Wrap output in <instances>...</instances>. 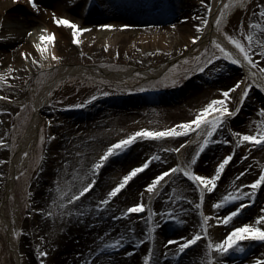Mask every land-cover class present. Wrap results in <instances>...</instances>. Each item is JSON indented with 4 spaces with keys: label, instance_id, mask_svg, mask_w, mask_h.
Listing matches in <instances>:
<instances>
[{
    "label": "rangeland",
    "instance_id": "374dc122",
    "mask_svg": "<svg viewBox=\"0 0 264 264\" xmlns=\"http://www.w3.org/2000/svg\"><path fill=\"white\" fill-rule=\"evenodd\" d=\"M75 2L78 3V9L82 10L84 18L94 15L104 20L98 24L104 22L123 26L126 25L124 21L135 20L134 12L123 5L122 0H89L88 3L86 0H75ZM171 2L164 4L169 12L162 14V21L158 19L147 24L133 25L137 27L135 29L126 27L120 35L124 36L128 31H138L148 27H167L178 20L185 22L184 18L191 17L197 12L195 7L201 4L200 0H172ZM261 2L263 0H247V8L232 9L226 16L227 22L222 26L223 30L245 40V35L251 30L250 22L257 20L263 24L259 11L255 9V6ZM241 24L245 29V35L240 34ZM39 26L41 22L36 18L31 26L17 31L16 42L11 50H6L11 59L16 56L15 52L25 41L30 42L32 36L29 33ZM116 33L119 34L118 31ZM102 43L103 39L97 40L95 36H92L88 45H83L80 52L73 50L72 58L65 59L66 55L62 58L83 66L98 65L100 68H109L113 72L130 71V69L139 71H134L121 81L91 75H68L55 86L47 103L41 109V126L37 141L31 152L27 156L23 155L19 163L22 169L14 180L13 193L7 200L0 199V208L3 210L0 212V264H17L16 254L9 243L7 221L11 224L13 241L18 245L20 264H40L41 259H44L46 264H53L56 256L75 255L89 241L94 242V247L81 264H136L134 260H137L139 251L146 250L153 255L152 264H205L206 237L179 255H175L177 246L167 244L169 239H175L173 237L182 232L186 234L181 237L190 238L194 232L200 231L199 224L202 222L199 209L196 208L199 192L182 174L165 178L167 180L163 182L162 189L152 197L150 207L155 215L151 220L147 210L140 214H130L128 217L120 215L141 200L148 204L150 194L146 191L145 185L154 178V175L178 164V153L169 152L166 149L179 147L180 144L196 136V132L159 141H137L125 153L111 158L95 177H93L92 165L111 144L134 131L141 128L163 130L182 121L193 119L201 107L211 99L222 95L220 89L233 85L238 73L237 67L242 66L232 64L221 57L219 60H213V63L209 64L203 72L197 71L198 65L203 66V62L213 53L220 55L218 50L209 43L211 45L208 44L203 48L196 47L184 53L180 50H176L175 53L168 52L164 56L171 60L172 64L160 77L149 80L142 70L149 68L158 60L155 52L147 54L140 48L123 51L109 45L99 54L94 53L95 46H100ZM205 48L208 49L207 52ZM253 58L264 65V59H261L258 48H254ZM0 67V73H9V69H13L10 65H2L1 60ZM59 71L58 66H47V63L45 66L38 64L23 67L22 70H13L7 75L8 84L5 86L16 89L14 94L6 93L0 88V96L9 97L3 102L5 104L0 105V109L4 110L0 111V139L5 141L4 145H0V161H3L0 163L1 186L35 115V98L42 88L58 75ZM247 78L248 74L246 81L250 82ZM173 80L179 82L173 85ZM22 95H27L24 104L19 108L12 106V103H16L18 97ZM93 96L96 97L95 100L91 99ZM235 97L236 101H233L231 106L233 108L240 95ZM76 105H83V107H76ZM260 107H264V89L253 87L249 99L245 101L238 116L233 118L231 126L241 132L253 133L256 128L254 122L264 119L259 116ZM41 135L45 138L43 143L40 140ZM49 137H55V139H49ZM200 139L182 149L183 164L191 159L198 148ZM224 139L235 141L236 138L227 129L219 130L214 136V140L218 143L210 145L194 166V170L198 173L212 175L219 161L225 155L235 151L233 161L226 166L216 190L205 193L203 210L206 215L213 217L208 231L214 241L222 239L233 226L254 222L258 215H264L260 211L264 191L257 193L254 203H249L245 198L243 201L236 202L235 205L228 204L219 210L212 207L222 195L234 191V185L239 186L241 183L248 185L258 178V173L262 170L261 165H264V148L251 144L237 148L234 142L224 144L222 142ZM154 155H159L161 159L153 161L149 169L138 174V178L130 181L129 186L113 198L107 206L97 208L100 201L107 198L108 192L120 182L123 175ZM41 156L43 160L39 159ZM245 169H248L245 175L239 181L236 180L239 173ZM93 178L96 184L89 193L78 201L67 202L73 193L78 192ZM57 185L61 191L68 193L66 197H60ZM241 191H250V188L242 187ZM177 196L182 198L177 199ZM53 200L56 201L55 205L52 203ZM241 202L246 204L247 208L234 220L235 222L227 226L216 223L217 216L223 217L228 210L234 209ZM49 212L53 215H47ZM161 214L168 218H163ZM79 217L89 220L88 228L84 232H89L87 236L64 239L60 226H65L72 219ZM171 217H179L185 221L184 225H179L181 230L174 226L176 221ZM191 217L195 220L193 226L188 222ZM128 221L142 222L144 225L143 243H140L139 251H134L135 249L125 245L123 229H117L118 234L113 239H107V241L100 239L106 236L105 231L101 230V228L106 230L103 223L122 225ZM154 224H159V227L153 234L155 239L152 240L148 238V229ZM187 228H189L187 232L182 231ZM17 233L20 235L17 236ZM106 233L109 234L107 231ZM121 237L123 239L120 247H103L104 243ZM243 243L244 253L229 251L223 257H220L218 253L215 255L223 261V264H252L257 257L264 259V242ZM40 251H47L49 255L40 257ZM145 255L143 253L140 264Z\"/></svg>",
    "mask_w": 264,
    "mask_h": 264
},
{
    "label": "snow or ice",
    "instance_id": "6c2138e0",
    "mask_svg": "<svg viewBox=\"0 0 264 264\" xmlns=\"http://www.w3.org/2000/svg\"><path fill=\"white\" fill-rule=\"evenodd\" d=\"M28 2L36 12L41 11L39 0H28ZM72 2L75 3V0H72ZM88 2L89 0H86V3ZM200 3L201 5H205V0H200ZM234 8H247V0H227L226 3H223L219 15L215 17V24L216 31L221 32L226 40L234 46L237 52L234 53L233 51H230L227 47H225L224 44L220 43L216 39H213L211 44L215 47V49L218 50L220 55L217 56L215 53H213L210 58L203 62V66L198 65L197 71L203 72L209 64L213 63V60H219L221 57H223L232 64L246 66L248 69L247 79L250 82H247L245 79H240L237 80L232 86L220 89L222 95L211 99L210 102L201 107L193 119L182 121L179 124L164 128L163 130L141 128L138 131L132 132L125 138H122L116 143L111 144L106 149V151H104L103 155L99 157V160L92 165L93 177H95V175L100 172V170L110 161L111 158L125 153L134 144H136L137 141H159L168 137L176 138L187 136L189 133L196 132L197 137L202 139H200L198 148L192 155L191 159L184 164H177L174 167H170L167 170L154 175V178H152L151 181L145 185L146 191L150 194L148 204H145L143 200H141L140 202L128 207L125 211L121 212L120 215L122 217H128L130 214H140L147 210L148 217L151 220V218L155 215L152 208L150 207L152 197L157 195L162 189L165 178L170 176L175 177L177 174H182L192 182V184L195 186V189H197L199 192V202L196 204V208L199 209V217L202 222L199 224L200 231L194 232L190 238L180 237L179 239H169L167 244L176 245L177 251L175 255H179L181 253H185V251L189 249L190 246L196 245L197 242L206 237L207 245L205 252V264H223V261L218 259L215 255L216 253H218L220 257L225 256L229 251L244 253L245 246L243 242H264V215H258L254 222H245L240 226H233L232 229L219 241H214L209 235L208 229L210 227V220H212L213 217L206 215L203 210L205 193H212L216 190L218 182L220 181L226 166H228L230 162L233 161L235 151L233 150L219 161L215 167L214 174L212 175L200 174L194 170V166L197 165L201 154L204 153L210 145L218 143L216 140H214V136L219 130L222 129H227V131H229L236 138L235 141L224 139L222 141L224 144H230L234 142L237 148L248 144L264 148V119L254 122L256 123V128L253 133L241 132L235 130L231 126L233 118L238 116L245 105V101L249 99L250 92L253 87L264 89V65L253 58L254 48H258L261 59H264V24L257 20L250 22L249 28L251 30L248 31L246 35L243 24H241L240 34L245 35V40H241L237 36L230 35L228 32L223 30L222 26L227 22V14ZM207 10L211 14V6H207ZM259 16L260 18H264V4L260 6ZM52 17L57 26H63L71 30L73 42L77 45L82 43L81 35L90 31V29L82 27L79 23L66 16H59L53 12ZM184 19L187 21L190 18L185 17ZM208 23L209 21L207 19H203L201 23L196 26L197 31L199 33H203L204 28L208 25ZM100 27L111 29L115 27V25L101 24ZM122 27L126 28L128 25H123ZM175 27L176 25L174 24L173 28ZM29 35H31V33H29ZM200 38L201 37L199 35L193 36L192 43L196 44ZM56 39L57 35L55 32H49L47 28L42 30V33L39 36L40 42L35 44V48L40 52L44 60H48L49 57L57 61L61 59V57L58 56L55 51H53ZM185 47H187V45H185ZM207 51L208 49L205 48V52ZM23 55L25 59H28L30 54L24 53ZM81 55H83V53H81ZM117 55H119V53H117ZM32 61L37 64L41 63L39 60H36L34 56L32 57ZM197 61H199V58H197ZM11 71H13V69H9V73ZM9 73H0V88L8 84L7 75ZM137 75L140 74L137 73ZM178 82L179 81L177 80H173L172 84L175 85ZM138 90L143 91L144 89ZM237 90H240L241 94L236 106L233 108L230 105L233 101H236L234 94L237 92ZM104 95H107V93H104ZM0 99L7 100L9 97L0 96ZM91 99L95 100L96 97L93 96ZM76 107H83V105H76ZM0 111L4 110L0 109ZM258 113L261 118H264V107H260ZM44 139V136L41 135V143L44 142ZM49 139H55V137H49ZM187 143L188 141H185V143L180 144L179 147L175 149L169 148L166 149V151L180 153L181 149H183ZM4 144L5 141L0 139V145ZM24 155L27 156L28 153L25 152ZM39 159L43 160L44 158L41 156ZM160 159L161 157L159 155H154L139 166L132 167L131 170L127 172V174L123 175L120 182L108 192L107 198L100 201V204L97 205V208H100L101 206H107L110 201L113 200V198L117 197L123 189L129 186L130 181H133L134 178H138V174H142L145 170L149 169L153 161H159ZM0 163H3V161H0ZM261 169L262 170L258 173V178L248 185H243L242 183L239 186L234 185V191L227 192V194L222 195L220 198H218L217 202L212 205V207L219 210L228 204L235 205L236 202L243 201L245 198L248 199L249 203H254L257 193L264 191V165H261ZM247 170L248 169L241 171L239 176L236 177V180L239 181L240 178L245 175ZM95 184L96 180L93 178L91 182L84 185L80 190H78V192L73 193L67 202L73 203L78 201L81 197H84L86 193H89L94 188ZM242 187H248L250 188V191H241ZM57 191L60 193L61 198H64L68 195L67 192L60 190L59 185H57ZM69 191H71V189H69ZM173 191L176 190L173 189ZM141 196H143V193H141ZM176 198L180 199L182 197L177 196ZM183 198L187 199L186 197ZM52 203L55 205L56 201L53 200ZM60 207H64V205H60ZM246 208L247 205L241 202L238 206H235L234 209L228 210L227 214L223 217L217 216L215 218L216 223L223 224L225 226L232 224ZM261 211L264 212V209ZM67 214L71 215V213ZM47 215L51 216L53 213L49 212ZM161 215L163 217V214ZM169 216H171L170 211ZM171 218L174 219L178 224L182 225L185 223V221L179 217ZM158 227L159 224H154L148 229L149 239H155L153 234L156 232ZM19 235L20 233H17V236ZM105 235H107V233H105ZM100 239L103 240L104 238L101 237ZM122 239L123 237L112 240L111 242H106L103 244V247L118 248L121 246ZM139 243H143V240H140ZM39 255L40 257H47L49 253L47 251H40ZM152 262L153 255L151 252H149V254L144 258L143 264H152ZM40 264H46V261L41 259ZM252 264H264V259L257 257L252 261Z\"/></svg>",
    "mask_w": 264,
    "mask_h": 264
},
{
    "label": "bare ground",
    "instance_id": "6f19581e",
    "mask_svg": "<svg viewBox=\"0 0 264 264\" xmlns=\"http://www.w3.org/2000/svg\"><path fill=\"white\" fill-rule=\"evenodd\" d=\"M171 1L172 0H122V4L129 7V9L136 14V19L134 21H132L131 23L124 21V23L126 25H129L128 27H130L131 29H135L137 27H133V25L138 26L141 24H147L152 21H157L158 19V21H162V16L158 15V17L157 15L150 13V11L162 12L166 10L164 4H170L172 3ZM226 1L227 0H205V5L199 4L195 7L197 12H195L191 17H189L190 19L185 22H181L180 20H178L175 23V28H173L174 24L160 28L148 27L140 29L138 31H128L124 36H121L120 33L124 29H126L125 27L123 28L122 25H115V27L111 29H105L100 27L101 24L98 23L104 20L99 19L94 15L91 17L84 18L82 15V10L80 8L78 9V3H73L72 0H39V3L41 5L40 12H36L31 7L28 0H0V44H2L0 45V60L2 61V65H10L13 67V70L20 71L23 67L25 68L30 67L32 65H38L37 63H34L32 61V57L34 56L36 60H39L41 62L40 64H42L43 66H45V63H47V66H58L60 68L58 75L53 78L45 87L42 88V90L38 93L37 97L34 100V105L36 107L35 116L31 123L30 129L27 131V133L23 136L21 140V143L15 154L14 160L12 161L9 169L5 174L2 186L0 185V199L7 200L9 196L13 193L14 179L21 173L22 169L19 163L25 152H31V149L36 140V132L40 125L39 123L41 119V109L43 108L44 103L47 102L50 92L55 86L54 83H56L58 80H63L68 75H91L115 81H121L128 76L127 71L111 72L109 68H100L98 65L83 66L77 63H71L69 60H65L69 57H73V50H77V52H80L83 49V45L87 46L91 37L95 36L97 40L103 39V43L100 44V46L96 45L93 50L96 54H99L104 48L107 49L109 45L117 47L120 50L123 49V51H131V49L140 48V50H143V52L147 54L155 52L157 56L156 58H158V60H156L152 66L143 70V73L147 77L152 78L158 77L159 75L163 74V72L166 70V68L170 64V61L164 55H166L170 51L172 53H175L176 50H180L183 53L188 52L195 47H203L206 43L212 41L213 39H216L220 43L224 44L225 47H227L230 51L236 53L237 51L234 49V47L226 40V38L220 32L216 31L215 29V17L219 15L220 9L222 8L223 3H225ZM262 4H264V0L259 5H256L255 9L259 11L260 6ZM207 6H211V14L208 12ZM53 12H55L59 16H66L70 19H73L82 27L90 29V31L85 32L81 35V44L77 45L73 42V37L70 29L63 26H57L55 24L54 19L52 17ZM36 18L40 20L41 26L35 28L32 31V38L30 42L25 41V43L22 44V47L15 52L16 56L11 59L9 55H7L8 52L6 50H11L12 46L16 42L17 31L24 27L31 26L33 23H35ZM203 19H207L209 23L204 28L203 33H199L197 31L196 26L199 25ZM88 20H90V22H88ZM262 20L264 24V18H262ZM102 24L106 23L103 22ZM45 28H47L49 32H55L57 35L53 51H55V53L61 57L59 61L53 60L51 57H49L48 60H44L40 52L35 48V44L40 42L39 36L41 35L42 30ZM116 31H118L119 34L116 33ZM196 35H199L201 38L196 44H193L192 37ZM185 45H187V47H185ZM24 53L30 54L28 59H25L23 55ZM65 55L66 58L63 59L62 57ZM237 70L238 73L234 83L237 80L245 79V76L248 74L246 66L238 68ZM2 91L9 94H14L16 92V89L4 86L2 87ZM240 94V90H237L234 95L237 96ZM26 99L27 95L19 96L17 102L12 103V106H16L17 108H19L21 105L24 104ZM1 104L5 103L0 101V105ZM230 106H233V102ZM199 139L200 138H198L196 135L188 141V144L192 145V143ZM177 159L178 164H181L184 159L183 150H181L180 153L177 154ZM262 209H264V200L263 202H260V211ZM1 211L2 210L0 208V212ZM88 222V219L83 220L79 217L77 219H72L65 226L61 225L60 227H62V237L64 239H68L70 237L73 238L76 236L79 238L82 236L86 237L89 232H84L88 228ZM188 222L190 225L193 226V222H195V220L191 217ZM6 223L9 225L8 238L10 246L16 254L17 264H20L21 256L19 254L18 245L13 241L11 224L9 223V221H7ZM103 225L105 226L106 230L104 228H101V230L105 231V233L106 231L109 233L104 237V241H107V239H113L118 234L117 231L119 230L117 229H123V233L125 236V245L129 246L132 249H135L134 251L140 250L139 241L142 240V235L144 234V225L142 222L137 223L136 221H128L122 225L119 223L112 224L110 222H107L103 223ZM179 225L180 224L174 222V226L178 228V230H181ZM114 229H116V231H114ZM188 230L189 228H187L186 230L184 229L182 231L187 232ZM160 234L162 235L163 233ZM185 234L186 233L182 232V234H177V236L173 238L179 239L182 235ZM158 237L159 236L157 235V238ZM93 247L94 242L89 241L85 245H83L80 250L75 253V255H68L67 257L56 256V260L53 264H81L87 258L89 252L93 249ZM139 252L140 253L137 255V260H134L136 264L141 263V257L143 253L144 255L146 254L145 257L149 254V251L147 250L145 252ZM217 258L220 259L218 256Z\"/></svg>",
    "mask_w": 264,
    "mask_h": 264
}]
</instances>
